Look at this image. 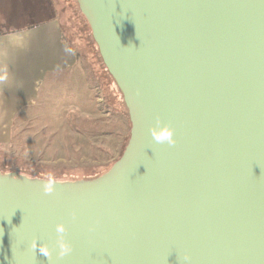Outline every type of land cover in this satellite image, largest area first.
Masks as SVG:
<instances>
[{"label":"water","instance_id":"obj_1","mask_svg":"<svg viewBox=\"0 0 264 264\" xmlns=\"http://www.w3.org/2000/svg\"><path fill=\"white\" fill-rule=\"evenodd\" d=\"M77 2L131 137L94 179L0 173V264H264V0Z\"/></svg>","mask_w":264,"mask_h":264},{"label":"rangeland","instance_id":"obj_2","mask_svg":"<svg viewBox=\"0 0 264 264\" xmlns=\"http://www.w3.org/2000/svg\"><path fill=\"white\" fill-rule=\"evenodd\" d=\"M71 2L86 49L71 80L49 84L41 96L17 115L13 135L0 146V173H18L55 181L90 179L107 170L121 153L131 122L115 83L102 67L87 22ZM63 0H0V32L25 26L17 16L36 13L33 22L58 18L75 43L69 5ZM61 6V7H59ZM27 25V24H26ZM86 34V36H85ZM86 37H89L88 40ZM78 38V39H77ZM92 44H91V43ZM107 99H105V97Z\"/></svg>","mask_w":264,"mask_h":264},{"label":"crops","instance_id":"obj_3","mask_svg":"<svg viewBox=\"0 0 264 264\" xmlns=\"http://www.w3.org/2000/svg\"><path fill=\"white\" fill-rule=\"evenodd\" d=\"M36 16L19 15L14 23L22 19L25 26L0 32V146L9 142L19 113L29 109L49 84L71 80L80 67L79 49L62 20L47 16L33 22Z\"/></svg>","mask_w":264,"mask_h":264},{"label":"trees","instance_id":"obj_4","mask_svg":"<svg viewBox=\"0 0 264 264\" xmlns=\"http://www.w3.org/2000/svg\"><path fill=\"white\" fill-rule=\"evenodd\" d=\"M67 1H68V0H63V4L65 5V3H67ZM74 2H75V4H76V6H77L78 11H80V13L82 14V12H81V10H80V7H79V5H78L77 0H74ZM67 4L69 5L70 12H72L71 9H72V5H74V4H71V2H70V4H69V2H68ZM82 15H83V14H82ZM83 17L85 18L84 15H83ZM67 18H68V20H69V22H70V23H69V26L72 27V29H73L72 31H74V34H75V35H78V37H79V39L77 38L78 40H76L75 43L73 42L72 44L74 45L75 48H77V49H79V50L86 49V47H85V44H86V43H85V40L83 39L82 35L80 34V32H79V28H78V23L76 22L78 18H77L76 16H74L73 12H72V13H69V15H68ZM85 20H86V18H85ZM86 22H87V20H86ZM86 26H87V29L85 30V33L87 34V30H88L89 37H90L91 40H92L91 42L94 44V46H95V47L97 48V50H98L99 60H100V62H101L102 67L105 68V70H106V72L108 73V75L110 76L111 80H112V81L115 83V85L117 86L115 80H114L113 77L110 75L109 71L107 70V67L105 66V64H104V62H103V60H102V57H101V55H100V52H99L98 46H97V44H96V42H95V40H94V38H93L92 30H91V28H90L88 22H87ZM86 34H85V36H86ZM89 37H86V39L88 40ZM91 42H90V43H91ZM92 43H91V44H92ZM80 53H81V52H80ZM117 88H118V86H117ZM118 90H119V92L121 93V96H122V102H123V104H124V107H125L126 112H127V116H128V118H129V111H128L127 106H126V104H125L123 94H122V92L120 91L119 88H118ZM104 97H105V99H107L106 96H104ZM130 131H131V130H130ZM130 137H131V132H129V136H128L127 140H126V143H125V145H124V147H123L121 153L119 154V156L117 157V159L112 163V165H111L107 170H105L103 173H101L100 175H97V176H95V177H91L90 179L97 178V177L103 175L104 173H106V172H107V171H108V170L114 165V163L122 157V155H123V153H124V151H125V149H126L128 143H129ZM33 173H34V171H31V172H30V175L38 177L37 175H34Z\"/></svg>","mask_w":264,"mask_h":264},{"label":"clouds","instance_id":"obj_5","mask_svg":"<svg viewBox=\"0 0 264 264\" xmlns=\"http://www.w3.org/2000/svg\"><path fill=\"white\" fill-rule=\"evenodd\" d=\"M154 139L156 140L157 143H161L165 141H167L170 145L173 143L171 133H168V132H166L163 137L154 136ZM46 191H50V189H46Z\"/></svg>","mask_w":264,"mask_h":264}]
</instances>
